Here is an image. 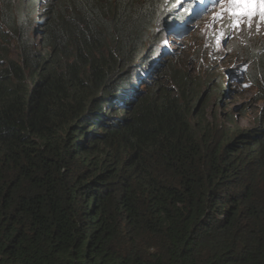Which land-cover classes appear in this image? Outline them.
<instances>
[{"label": "trees", "instance_id": "obj_1", "mask_svg": "<svg viewBox=\"0 0 264 264\" xmlns=\"http://www.w3.org/2000/svg\"><path fill=\"white\" fill-rule=\"evenodd\" d=\"M160 5L0 0V264H264V35L256 126L223 127L185 61L149 67Z\"/></svg>", "mask_w": 264, "mask_h": 264}, {"label": "rangeland", "instance_id": "obj_2", "mask_svg": "<svg viewBox=\"0 0 264 264\" xmlns=\"http://www.w3.org/2000/svg\"><path fill=\"white\" fill-rule=\"evenodd\" d=\"M186 2L187 0H165L161 4L160 28L155 27L154 33L151 31V39L147 40V47L143 51L145 59H148L149 53H153L157 59L168 60L172 57L165 53L172 51L171 54L177 56L173 59L180 57L183 66L185 61L188 65L184 66L185 70L203 83L198 87L199 93L194 104L202 98L200 105L206 108L210 120H215L223 127H229V120L233 117L239 129H254L263 102L258 100L256 88L245 76L244 55L240 54L238 49L242 43L234 37L238 32L243 33L244 17H233L227 10H223L228 6L227 0H223L215 14H208L199 22L192 20L185 35L171 38V31L164 29L163 18L172 12L180 14ZM40 11L42 10L38 9L35 16ZM190 13L191 11L185 15ZM253 17L259 18V13ZM157 37L159 41L152 45L151 40ZM244 50L242 49L243 53ZM11 53L16 56L14 48ZM157 59L151 61L150 68ZM146 69L147 65L142 70ZM139 86L140 84L136 83V87ZM207 87L212 89L205 94Z\"/></svg>", "mask_w": 264, "mask_h": 264}, {"label": "clouds", "instance_id": "obj_3", "mask_svg": "<svg viewBox=\"0 0 264 264\" xmlns=\"http://www.w3.org/2000/svg\"><path fill=\"white\" fill-rule=\"evenodd\" d=\"M164 1L165 0H160V4H162ZM222 2L223 0H187L185 7L182 8L180 14H176L172 12L171 14L164 16L163 18L164 29L171 31L169 32L170 33L169 35L171 38L176 39L178 36L182 34L185 35L188 31V24L192 20L199 22L205 19L206 15L215 14ZM230 8H231V5L228 4V6L223 8V10H227L229 12ZM158 10L160 13L159 6H158ZM189 11H191V13L189 15H185ZM242 20H243V23L245 24L243 33L240 34L238 32L239 34L236 33L234 37L238 38L243 45H245L246 43V39H244L245 38L244 32H246L248 29H251L253 32H257L258 34L260 33L264 35V20H261L260 18H256V17H251L250 19L247 17H244ZM160 24H161V21H159L158 25H156L155 27L160 28ZM234 26H237V25L234 24ZM157 41H159V38ZM157 41H154V39H152L153 45H155ZM167 53H172V51L166 52L165 54ZM245 70H247L246 66H245Z\"/></svg>", "mask_w": 264, "mask_h": 264}, {"label": "snow or ice", "instance_id": "obj_4", "mask_svg": "<svg viewBox=\"0 0 264 264\" xmlns=\"http://www.w3.org/2000/svg\"><path fill=\"white\" fill-rule=\"evenodd\" d=\"M231 5L229 13L233 17L251 18L259 13V18L264 20V0H227Z\"/></svg>", "mask_w": 264, "mask_h": 264}]
</instances>
